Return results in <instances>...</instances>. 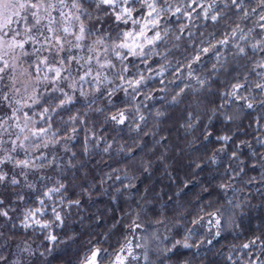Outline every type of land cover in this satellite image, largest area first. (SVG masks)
<instances>
[{
    "label": "clouds",
    "instance_id": "1",
    "mask_svg": "<svg viewBox=\"0 0 264 264\" xmlns=\"http://www.w3.org/2000/svg\"><path fill=\"white\" fill-rule=\"evenodd\" d=\"M0 264H264V0H0Z\"/></svg>",
    "mask_w": 264,
    "mask_h": 264
}]
</instances>
